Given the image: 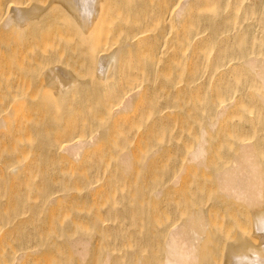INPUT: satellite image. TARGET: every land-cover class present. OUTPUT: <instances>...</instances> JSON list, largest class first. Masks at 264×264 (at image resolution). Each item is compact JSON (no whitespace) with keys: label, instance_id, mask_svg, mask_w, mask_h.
<instances>
[{"label":"bare ground","instance_id":"bare-ground-1","mask_svg":"<svg viewBox=\"0 0 264 264\" xmlns=\"http://www.w3.org/2000/svg\"><path fill=\"white\" fill-rule=\"evenodd\" d=\"M116 2H121V6ZM99 26H101V31L98 30L102 32V35L97 30V28H100ZM95 31L99 34L95 33ZM92 33L95 38L96 35H100V39L97 40L96 38V41L87 43V38L92 37ZM114 38H118V40L121 38V40L120 43L117 41L118 46L110 50L107 40ZM78 39L81 40L78 41ZM99 41H101V44L98 43ZM114 41L110 44H114ZM105 42L108 45H105ZM105 46H108L110 51ZM104 49H107V51H104ZM100 51L101 55H99L101 58L92 59L95 65L93 64L94 66L91 67H96L94 69L95 78L88 81L82 78L84 70L77 71L76 67H67L69 68L67 69L60 64L52 65L47 61L51 57L57 58L62 55L65 56V54L72 57L84 56L92 58L91 56L96 57ZM0 53H2L0 54V73L5 72L4 75H0V78L5 76L7 78L6 81L8 80L7 82L14 80V78L16 79L15 76L17 75L13 72H16V69H24V65L27 68V64L32 71L37 69V73H40V67L38 66V69L37 65L40 63L39 60L41 61L42 67H44L40 73L42 77L39 74H35L45 81L43 85L45 91L43 93L48 92L47 94H49L50 92V98H55L52 107L49 106L50 109H46L49 111V119L51 118L53 121L66 119L68 112L71 113V106L75 105L74 100L76 104L81 101L82 105H79L78 109L76 107L72 112L77 110L85 111L91 106L90 102L99 103L100 101L102 107H99L100 105L97 104L100 109L97 106L96 108L98 111L101 110L102 113L101 118L99 116L100 113H98L97 120L100 119L98 121L99 124L103 123L102 126H94L92 125L93 120H89L88 125L83 124L86 127L82 124V126H78V124L77 129L81 127L80 130H83V132L81 133L78 130L79 134L76 133V130L72 129V132L76 133L73 132L74 136H67L65 130L69 131V128L61 123H59V127H54H58V130L51 129L52 131H50L47 126L49 133L46 132V137L42 136L46 140H42V137H40L41 133H38L39 137L36 136L38 135L36 130L39 128L36 129L34 127L36 129V132H34V129L28 126L29 122L33 120V115L36 116V114L29 113L31 109L28 110L29 108L27 107V114H32V117L28 115L23 116L29 117L32 120L29 122L26 120L27 123L25 125L28 124L26 127H29H25L26 131H30V137H32L31 133L34 132L36 139L40 138L39 140L44 143L41 141L37 142L39 141L38 139L37 141L34 139L32 141V138L30 140L24 134L25 131L23 132L24 135L18 132L23 131L22 128L24 129V127L22 126L20 130V127L17 125L20 119L19 115L26 113V111L23 113L22 110V113H19L20 105L17 102L22 103L25 100L22 103L25 105L27 97L30 100L32 99L31 96L28 93V95L25 94L26 90H20L21 88L18 87L17 80L14 82H16L18 90L16 86L12 85L13 81L7 84L5 80L3 82L0 80L2 82L0 86L3 87L4 83L6 84L4 85L5 87L11 84L8 87H14L13 89L17 90V93L13 90L14 93H11L14 95H12L7 90H4L5 87L3 89L0 87L2 93L7 91V95L6 93L3 94V101L1 100L2 97H0V232L2 230L8 232L11 228L18 227L19 224H26L24 216L31 217L28 215V212L32 215L38 213L40 218L41 214L45 211L46 214L50 212V215L52 210H58L59 215L56 214L60 218V216L64 215V212L61 211L68 212V210L74 209L77 203L80 206L82 203L90 201V199H94V201L97 199L101 200L97 195L102 191L104 194L111 193L115 195L117 187L105 190L101 184V179L105 177L104 174L112 169L113 171H118L116 176L112 178L120 182L121 189H125L124 196L122 194L116 197L117 199L121 198L119 202L122 203L124 197L128 198V193H131L142 183V177H137L135 185L123 184L127 180V176L131 174V171L137 167V163L141 161L142 155H140L138 150L136 151L137 155L139 153L138 157H140V160L137 161L134 155L136 153L133 150L132 144L136 142L139 147L141 145L142 147H146V151L147 149L149 150L147 153L152 156H156L162 150H165L168 156L175 152L180 154L178 157L176 155L178 159L174 160L175 162L170 163L166 159L165 162L154 163V166L152 165V172H147L148 174H146L144 171L143 174L145 175L143 177H146H144L145 181L149 182L151 186L153 184L152 187L148 188L149 198L153 200L160 199L166 188L168 190L169 187L176 188L181 184L182 180H189L184 179L185 175L190 176L192 174L195 178L194 173H201L202 171L203 174L211 171L214 177V184L212 183V186L214 185V189L212 188L214 194L209 189L211 198L216 195L215 197L219 202L231 200L237 206L238 215L240 212L248 216L251 215L253 226L257 229L255 231H257L259 236V242H253V240H249L250 237L247 239V236L244 237V234L242 235V231L237 230L238 236L234 235V237L231 235L236 239L235 241H232L234 240L233 238L231 240L234 245L231 242L233 246L227 244L230 251L225 254V258L230 253L229 258L232 264H264V0H0ZM26 59L28 61H25ZM31 59L32 63L35 64L37 63L36 61L39 63L34 66V64H31ZM87 60L84 59V61ZM26 62H30L31 66L29 63L24 64ZM124 65L125 71L122 72L121 68ZM29 68L24 70L26 72L29 71V74H33L30 73ZM72 69L75 71L73 72ZM43 70L46 73H43ZM120 70L122 73H119ZM24 72L23 74H25ZM29 74H25L28 81L29 77L31 78ZM120 74H123V77L119 76ZM32 78L35 79L36 76H32ZM162 78L167 79V82H164ZM182 79H184L183 85L175 91L170 92L177 85V82L182 81ZM30 80L31 82L34 81ZM37 80L34 83H37V86L40 85L38 87L41 89L42 80H39V78ZM158 80H160L161 86L158 85ZM8 87L5 89L9 90ZM24 91H26L24 94L27 96L24 94L22 96L20 93ZM93 93L95 94L93 95ZM20 95L26 98L19 100L18 96ZM13 96H15L14 99H12ZM81 96L86 98H81ZM4 97L6 100H4ZM7 97L11 98L8 100ZM43 99L45 100L46 98L44 97ZM86 101L90 102L87 103ZM141 104L145 106L143 105L142 107ZM204 110L205 113H203ZM103 114L108 119V123L106 121L100 122L104 118ZM134 117L143 122L149 120L151 128L154 127L152 134H156V139L154 136L148 137L150 135L147 137L153 141L148 138L146 139L145 133L144 135L139 134L138 137L135 136V133L130 134L133 127V129L136 128L138 130L143 125L142 121L137 125L132 124L131 121ZM41 118L44 119V117ZM167 118H170V123H166ZM128 119L131 120L128 121V123H131L129 126L124 123ZM193 123L197 125L191 133L192 136L180 144L178 137L182 134L183 129L189 128ZM53 124L54 122L51 125ZM31 126H34V124H31ZM87 126L89 130H86L88 131L86 135L84 133ZM150 126L147 125L146 129L150 130ZM16 129L18 130L16 133H19L21 136L17 137V134L14 135ZM47 130L45 129V131ZM117 130L120 131L117 132ZM115 131L117 136L114 134ZM58 132L61 135H58ZM149 132L147 130L146 135ZM158 133L160 134L159 136H157ZM142 138L149 141L146 142ZM141 141L146 143L144 144ZM222 142L225 143L223 144ZM3 146L4 148L7 146L14 148L12 153L13 155L16 153V155H10V151L8 150V152L3 151ZM142 150L144 149L141 148L140 152ZM3 152L7 153L4 154ZM113 152L116 154L114 155ZM104 153H108L107 155L113 153L112 159L111 156L108 159L105 158L103 156ZM98 154L99 156H97ZM91 157L95 161L86 169L85 163ZM147 160L150 159L148 158ZM150 164L147 162L143 165L142 169H144V166L145 169L147 166L151 167ZM165 168H169L172 171H169V176L166 175L167 178L165 177L163 181L161 180L162 182H158L156 179L160 172L165 171ZM190 172L191 174L189 175ZM38 176L39 180H36ZM188 178L192 179L191 176ZM159 179L161 178L159 177ZM196 179L197 181L194 180L197 182V185L195 182L196 187L193 185L194 188H191L192 190L189 189V192L188 190L185 193L182 192L184 194L182 196L185 197V194L187 196L191 195L195 199L198 198L193 201L200 202L199 194L202 191V185L199 183V178ZM107 180L111 181V177L108 176ZM212 186L210 183V188ZM82 189H84V192H82ZM176 192L179 193V191ZM175 196L177 197V194ZM30 197L33 199L41 198L40 200L38 199L39 203L35 202L36 205L27 201L28 206H26L28 209H25V204L23 207V203ZM116 198L112 199V201ZM19 201L20 205L18 207H21L15 208L14 206ZM91 201L94 202L93 200ZM142 201L139 196L130 201L133 203H131V206L134 208L131 211H138V215L141 216L145 209L142 207ZM187 201L191 205L190 199ZM29 202L34 206L29 205ZM92 202L90 203L92 204ZM100 202L98 201L97 203ZM116 202L118 204V201ZM97 203L95 201V206H98ZM194 204L197 203L195 202ZM228 205L234 206L230 203ZM9 206H13L11 207L12 209ZM83 206L85 209V205ZM22 207L25 210L20 211ZM15 209V215L11 214V212H9L11 215L7 213V210L15 211ZM126 209L125 205L118 209L115 208L112 215L109 213L110 215L108 216L107 214L108 217L105 214L109 211H105L106 213L102 211L104 216L99 211L102 214L99 215V218L101 216L100 219L102 220H99L101 226L98 224V229L102 230L103 227L104 229H108L107 225L109 224L107 223L110 222V228H112V223H114L113 227L115 226L116 228L124 226L125 220L121 221L120 219H125ZM212 209L209 206L205 209L204 206L198 205L194 210H190V214L188 212V216H185L186 218L183 217L184 219L182 218L183 220L181 221L179 220L181 218L179 215L180 218L177 219L174 216L173 219L175 221L170 222L171 225L167 226L168 230L163 227L165 229L163 231L166 232L163 235L166 236L164 237L166 239L164 242V256H162V258L164 257L163 264H199L201 262L200 259L203 260V258H200V250L202 249L199 244L204 239V235L207 234V230L214 227V225L217 226L221 222L224 223V218L227 220L225 219L224 226L223 223L221 225L225 227L230 222V219L228 221L227 217L229 214L232 215L231 212H226L227 216L224 215L223 220H219L221 222L217 221L213 224V220L211 219V216H214L211 215L213 213ZM5 211L8 217L6 219H4L5 216L3 215ZM126 211L129 212L131 219L134 218L133 215L135 213H131L128 209ZM60 212L63 214L60 215ZM169 215L171 216L170 213ZM241 218H243V215ZM237 219L239 221V218ZM243 219L244 222L248 221L247 219L250 220V218ZM30 220H32V217ZM64 220H56L59 223L53 221L52 226L49 224L50 222H47V225H50L51 228L53 226H61L60 229H62L64 228V223L67 222ZM79 221L77 220V225L79 223V226H76H82V229L86 223H89H85L84 221L85 224L83 223V225L81 224L82 221ZM88 221H91V219ZM241 221L242 219H240L239 223L243 225L244 222L242 223ZM167 222L168 220L165 224ZM248 222L251 223V221ZM37 223L36 226L39 224ZM55 223L57 224L56 226L54 225ZM33 224L35 226V223ZM72 224L74 225V221L69 222L66 225L67 228L70 229V226H73ZM90 225L89 228H92ZM234 225L237 226L236 224ZM246 225L247 230L253 228L248 223ZM77 227L74 225L73 229ZM43 229L44 231L46 230L45 227ZM60 229L58 228L57 230ZM72 231L74 232V230ZM48 232L50 231L48 230ZM249 233L252 232L250 231ZM1 235V240L4 239L5 241V238H2L3 234ZM251 236L253 237V235ZM87 237L89 236H85V238L80 236L73 243L76 256L80 260L85 261L88 254V245L91 241ZM124 237L125 239L122 237L117 240L115 239L116 242L113 240V245H117L119 240L123 239L125 242H132L131 238L133 237L130 234ZM38 243H41V241L37 242V245ZM8 244L11 243L9 242ZM109 245L107 246L109 247ZM212 245H215V243H212ZM27 248H30V246ZM37 248L35 243V250L30 248L25 254H21L22 256L18 259L23 260L26 256L33 255L31 254L32 251L37 252ZM19 249L21 250V248ZM0 251H3V249H0ZM29 251H31L30 255H26ZM14 252L17 253V251ZM9 254L14 255L13 252ZM111 254H108L107 260L103 264L111 263ZM3 255L5 256V254ZM6 255H8V252ZM12 256H10L11 259ZM230 259L226 260L229 261ZM5 260L7 259L5 258ZM14 260L11 261L13 262ZM25 261L22 262L24 263ZM136 261H138V258ZM141 261L140 259L138 264H141ZM129 262L131 261L129 260Z\"/></svg>","mask_w":264,"mask_h":264},{"label":"rangeland","instance_id":"rangeland-1","mask_svg":"<svg viewBox=\"0 0 264 264\" xmlns=\"http://www.w3.org/2000/svg\"><path fill=\"white\" fill-rule=\"evenodd\" d=\"M117 3V2H116ZM119 4H120V6H121V2H118ZM117 3V4H118ZM100 28H97V30L99 29H101V26H99ZM103 27V26H102ZM99 30H98V32H99ZM101 31V30H100ZM95 33H97V31H95ZM99 33H101V35H102V32H99ZM99 33H97V34H99ZM93 33H92V37H90V38H87V43L88 42H90V41H96V38H97V40H99L100 38V35H96V38H95V36H94V38H95V40H94V38H93ZM98 36V37H97ZM77 38H78V36H76ZM76 38V39H77ZM75 39V40H76ZM81 39H82V37H81ZM80 39V40H81ZM89 39H92V40H89ZM115 39V38H114ZM114 39H110V40H107V43H109V45L105 42V45H108L109 47H110V50H111V48H115L116 46H118V43H120V40H121V38H119L120 40H118V38H116L115 39V41H114ZM79 39H78V41H80ZM106 41V40H105ZM113 41L115 42L114 44H110L111 42L113 43ZM117 41H118V43H117ZM99 44H101V41H99L98 42ZM102 45H103V47H104V44H103V42H102ZM114 45V46H113ZM108 46H105V48H108V50H109V47ZM112 46V47H111ZM109 50V51H110ZM104 51H107V49H104ZM103 52V51H102ZM0 54H2V53H0ZM101 51H100V53H98L97 55H96V57H93V56H91L92 58H90V57H84V56H71V55H67V54H65V56L64 55H62L61 57H57V58H53V57H51L49 60H47L48 61V63H50V64H54V65H56V64H60V65H62L63 67H65V68H67V67H69V68H77L76 70L78 71V70H84L83 71V76H82V78H84L86 81H88L89 79L91 80H93L94 78H95V75H94V69L96 68H93V67H91V66H94L95 64V62H93L94 60H96V58L97 59H99V57L101 58ZM64 56V57H63ZM0 57H1V55H0ZM65 58V59H64ZM94 58V60L92 61V59ZM67 59V60H66ZM81 59V60H80ZM84 59L85 60H87V59H89V60H87L88 61V63H87V61H84ZM83 60V61H82ZM25 61H28L27 59L25 60ZM24 61V62H25ZM61 61V62H60ZM37 63H39L38 65H37V67L39 66L40 67V70L42 71V68H44V67H42L43 66V64L41 63V61L39 60V62L38 61H36ZM60 62V63H59ZM84 62V63H83ZM91 62H93L92 63V65H90L91 64ZM27 63H29L30 64V62H26V63H24V64H27ZM37 63H32V59H31V64H34V66H36V64ZM73 63V65H71ZM23 64V65H24ZM31 64H30V66H31ZM68 64V65H67ZM85 64V65H84ZM94 64V65H93ZM41 65V66H40ZM27 66V68H29V65L27 64L26 65ZM84 66V67H83ZM24 67V69L26 70L27 68L25 67V65L23 66ZM37 67H34V68H37ZM39 67H38V69H39ZM80 67H81V69H80ZM87 67V68H86ZM69 68H67V69H69ZM79 68V69H78ZM84 68V69H83ZM85 68H86V71H85ZM123 68V69H122ZM122 68H121V70H122V72L123 71H125V65H124V67L122 66ZM24 69H21V70H18V69H16L15 71L16 72H13V73H16V75L17 76H15L16 77V79L14 78V80H10V81H16L17 82V85H18V87L19 88H21L20 90H26V91H24V92H20L21 94H22V96H24L25 94H29V96H31V98L32 99H28V97H27V103H25V105L24 104H22V103H24L25 102V100H24V102H19L18 100V102L17 103H19V113L21 112L22 113V111H23V113H25V111H26V113L25 114H21L22 115V118H21V115H19V120H18V126L20 127V130H21V128H22V126L24 127V129L22 128V130L23 131H18L17 129L15 130V132H14V135H16L17 137H19V136H21V135H27L28 136V138L30 139V138H32V141H34V140H36L37 141V139L39 140L40 138H37L36 139V136H40V137H42V136H45L46 137V132L47 133H49L48 132V130L50 129V131H52L51 129H53V130H56L58 127H59V123H61L62 125H64V126H67L68 128H69V131L67 130H65V133L67 134V136H74V133L72 132V129H74V130H76L77 132L76 133H79V131H81L80 130V128L79 129H77L78 128V126H82L83 124L85 125H88L89 123V120H93L92 121V125H99V126H102V124L103 123H101V124H99V120H97L98 119V113H100L99 114V116H100V118H101V113H102V111L100 112V111H98V109H100L99 107H102L101 105H100V101H99V103H97V102H90V101H88V102H90V104H91V106L89 107V109H87V110H85L86 111V113H85V111H80V110H77V111H80V112H77V111H73L72 112V110H74V109H76V107H77V109H78V107H79V105L81 106L82 105V102L80 101L79 103H77L76 104V101L74 100V103H75V105H73V107L71 106V113H69L68 112V115H67V118L66 119H62L61 121L60 120H57V121H53V119H49V117H48V112L49 111H47L46 109H50V107H52V103L54 102V97H51L50 98V96H51V94H50V92H49V94H47L48 92H44L43 93V91H45L44 90V80H42V79H40V77H38L37 75L39 74V76H41L42 77V75H40V73H41V71H39L40 73H37V69L35 70V71H32V69L31 68H29L30 69V73H33V74H29V71H25ZM28 69V70H29ZM93 69V70H92ZM71 70V69H70ZM73 70V69H72ZM121 70H120V72L119 73H122L121 72ZM25 71V72H24ZM75 70H73V72H74ZM90 71V72H89ZM91 71H93V72H91ZM23 72L26 74L27 73V75L29 74V75H31V78L29 77V81H28V78H26V76L27 75H25V74H23ZM82 72V71H81ZM37 75H36V74ZM43 73H46V72H44V70H43ZM96 73V72H95ZM125 73V72H124ZM123 73V74H124ZM1 74H5V72H1L0 73V75ZM35 74V75H34ZM75 74H76V72H75ZM77 74H78V72H77ZM80 74V73H79ZM82 74V73H81ZM85 74V75H84ZM90 74H91V76H90ZM123 74H120L119 76H122L123 77ZM2 75V76H3ZM25 75V76H24ZM125 75V74H124ZM32 76H36V78L38 77L39 78V80H42V85H41V89L38 87V86H40V85H36L34 82H35V80H36V82L38 81L36 78L34 79V78H32ZM44 76H45V74H44ZM43 76V77H44ZM77 76V75H76ZM92 76H93V78H92ZM3 77H4V79H3ZM2 78H0V80L3 82L4 80H5V83L8 81H6V77L5 76H3ZM78 77V76H77ZM81 77V76H80ZM125 77V76H124ZM27 79V81H26V79ZM45 78V77H44ZM43 78V79H44ZM3 79V80H2ZM12 79V78H11ZM30 79H32V80H34L33 82H31V80ZM80 79V78H79ZM83 79V81H85ZM164 79V82H167V79H165V78H162V80ZM175 79V78H174ZM161 80V79H160ZM160 80H158L159 82H158V85H162L161 83H160ZM176 80V79H175ZM7 82V84L8 83H11V82ZM82 81V80H81ZM2 82H0L1 84H2ZM12 82V83H13ZM16 82H14L15 83V85H14V83L12 84L14 87L16 86ZM24 82H25V84H24ZM173 82V81H172ZM3 84V87H5L4 85H6V84ZM41 83V82H40ZM183 83H184V79H182V81H180V82H177V85L175 86V87H173L171 90H170V92L171 91H175L178 87H180V86H182L183 85ZM0 84V85H1ZM9 85H11V84H9ZM9 85H7L6 87H8ZM157 86V85H156ZM0 87H2V86H0ZM3 87H2V89H3ZM5 87V88H6ZM14 87H8L9 88V90L8 89H5L4 88V90H7L8 91V93H14L13 92V88ZM17 87V86H16ZM18 87H17V90H18ZM12 88V89H11ZM1 89V88H0ZM12 91H11V90ZM16 89V88H15ZM16 90V91H17ZM41 90V91H40ZM3 91V90H2ZM7 91H4V93H6V95H7ZM10 91V92H9ZM15 91V90H14ZM15 91V92H16ZM26 92V93H25ZM2 92L0 91V94H1ZM4 93H2V95L0 96V97H2L1 98V100L3 99V94ZM11 93V94H12ZM17 93V92H16ZM19 93V92H18ZM25 93V94H24ZM96 93V92H95ZM95 93H93V95L95 94ZM11 94H9V96H11ZM24 94V95H23ZM27 94V95H28ZM84 94V93H83ZM82 94V95H83ZM12 95H14V94H12ZM27 95H25V96H27ZM43 95H44V97L46 98L45 100L43 99L44 97H43ZM46 95V96H45ZM79 95H81V94H79ZM21 96V95H20ZM20 96H18L19 97V100H22V96L20 97ZM85 96V95H84ZM12 97V96H11ZM11 97H9V98H11ZM14 97L15 96H13V98L12 99H14ZM49 97V99L51 100H49V99H47ZM88 97V96H87ZM9 98L7 97V99L9 100ZM26 97H24L23 99H25ZM30 98V97H29ZM79 98V97H78ZM81 98H86V97H83V96H81ZM12 99H11V101H12ZM16 99H18V98H16ZM53 99V100H52ZM0 100V101H1ZM4 100H6V98L4 97ZM31 100H33V102H31ZM162 100V99H161ZM3 101V100H2ZM14 101H16V100H14ZM50 101V102H49ZM145 101V100H144ZM146 101H148L147 99H146ZM160 101V100H159ZM5 102V101H4ZM10 102V101H9ZM49 102V103H48ZM78 102V101H77ZM87 102V101H86ZM87 102V103H88ZM6 103V102H5ZM16 103V104H17ZM38 103H39V105H38ZM46 103H48L47 105H46ZM51 103V104H50ZM81 103V104H80ZM12 104H15V103H12ZM28 104V106H26ZM29 104H30V106H29ZM97 104H99L100 106L98 107L97 106ZM23 105V106H22ZM33 105V106H32ZM37 105H38V107H37ZM46 105V106H45ZM78 105V106H77ZM142 105V107H143V105L144 104H141ZM26 106V107H25ZM50 106V107H49ZM96 106H97V108H96ZM140 106V105H139ZM145 106V105H144ZM29 109H28V108ZM48 107V108H47ZM75 107V108H74ZM26 108V109H25ZM32 108H34L33 110L35 111V113H34V111L32 110ZM39 108H41V109H39ZM139 108V107H138ZM27 109L28 110H30V112L29 113H32V114H36V116L35 115H33V120L31 119V118H29V117H24V116H30V117H32V114L30 115V114H27L28 112H27ZM22 110V111H21ZM40 110V111H39ZM32 111V112H31ZM41 111H43V113H41ZM75 112H77L76 114H73V113H75ZM96 112V113H95ZM87 113H88V115H87ZM95 113V114H94ZM203 113H205V110H204V112ZM43 114V115H42ZM71 114H73V115H71ZM24 115V116H23ZM42 115V116H41ZM45 115V116H44ZM204 115V114H203ZM35 116V117H34ZM103 117V119H104V121H103V119H101V121L100 122H105L106 121V123H108V119L106 118V116H104V114L102 115ZM41 117H44V119L43 118H41ZM24 118H26V119H24ZM36 118H38V119H36ZM25 121H24V120ZM48 119H49V121L51 122L52 121V123L54 122V124L53 125H51L52 123H50L49 121H48ZM21 120V121H20ZM26 120L29 122L30 120H32V122H34V123H32V122H29V125L28 126H30L32 129H34V132H36L37 134L38 133H41L40 135L38 134V135H36L35 136V133L34 132H32L31 133V136L32 137H30V134H29V132L30 131H26V128H29V127H26L27 125H25L27 122H26ZM130 119H128L127 121H124V123L126 124V125H131V123L129 122L128 123V121H129ZM22 121H23V123H22ZM131 121V120H130ZM140 121H142V120H140V119H135V117L133 118V120L131 121L132 122V124H138ZM63 122V123H62ZM171 122V120H170V118H167V120H166V123H170ZM35 123H36V125H35ZM38 123V124H37ZM43 123H45V124H43ZM49 123V124H48ZM58 124V125H56V124ZM91 123V122H90ZM24 124V125H23ZM31 124L33 125L34 124V126H31ZM79 124V125H78ZM82 124V125H81ZM105 124V123H104ZM142 127H141V129H133L132 128V131H130V134H133V133H135V136H137L138 137V135L140 134V135H144V133H145V138L147 139L148 137H153L154 136V138L156 139V134L154 133V134H152L153 133V131H154V127L153 128H151V122H149V120H145V122H143L142 121ZM150 124V125H149ZM38 125V126H37ZM51 125V126H50ZM78 125V126H77ZM83 125V126H84ZM150 126V130L149 129H146V126ZM196 125L197 124H192L191 126H189V128H186L185 130L183 129V132H182V134H180V137H178L180 140H178V138H177V140L180 142V144L184 141L185 142V140H187V139H190V136H192V131L196 128ZM17 126V127H18ZM47 126H48V130H47ZM56 126H58L57 128H54V127H56ZM74 126H76L75 128H73ZM89 126H91V125H89ZM103 126H105V125H103ZM106 126H107V124H106ZM26 127V128H25ZM37 129V128H39L38 130H36L35 128ZM61 127V126H60ZM84 127H86V126H84ZM84 127H82L83 129H84ZM144 127H145V129H146V131L148 130V131H150L149 133H147V135H146V131H144L145 129H144ZM89 127L87 126V128L85 129V131L86 130H89L88 129ZM147 128H149V127H147ZM32 129H30V130H32ZM45 129L47 130V131H45ZM59 129V128H58ZM57 129V130H58ZM118 129V128H117ZM144 129V130H143ZM153 129V130H152ZM28 130V129H27ZM36 130V131H35ZM79 130V131H78ZM116 130V129H115ZM135 130H137L138 131V133H136L137 131H135ZM20 132V134L19 133H16V132ZM25 131V133L23 134V132ZM33 131V130H32ZM40 131H42V132H40ZM45 131V132H44ZM118 131H120V130H117V132ZM68 132V133H67ZM83 132V130L81 131V133ZM87 132L88 131H86L84 134H86L87 135ZM55 133V132H54ZM59 133V132H58ZM61 133H62V131H61ZM69 133H71V135H69ZM75 133V134H76ZM120 133V132H119ZM119 133H118V135H119ZM65 134V135H66ZM80 134V133H79ZM115 135H116V131H115V133H114ZM57 135V134H56ZM58 135H61L60 133L58 134ZM148 135H150V136H148ZM160 134L158 133L157 134V136H159ZM117 136V135H116ZM148 136V137H147ZM35 137V138H34ZM45 137H42V140H46L45 139ZM63 137H65V136H63ZM144 137V136H143ZM189 137V138H188ZM44 138V139H43ZM118 138H120V137H118ZM145 138H142V140H144V141H149V140H151V141H153L151 138L149 139V140H145ZM153 138V139H154ZM34 139V140H33ZM154 139V140H155ZM31 140V139H30ZM41 140H39V141H37V142H40ZM177 141V142H178ZM41 142H43V141H41ZM141 142H143V141H141ZM145 142V143H146ZM178 142V143H179ZM226 142V141H225ZM225 142H222L223 144L225 143ZM44 143V142H43ZM135 143V144H134ZM132 145H133V150H135V153L136 154H134L135 156H136V159H137V161H139L140 159V157H138L139 156V153H140V155H142L141 156V161H139L137 164L138 165H136L137 167L134 169V170H132L131 171V174L129 175V176H127V180L123 183L124 185H125V183L126 184H130V185H135L136 184V182H135V179H138L139 177L141 178V180H142V183H140L139 184V186L138 187H136L133 191H131V193H128L129 194V196H127L128 198H126V197H124V200L122 201V203H120L119 201H120V199H117L116 197H119L120 195H122L123 194V196L125 195V189H121L120 188V182L117 180V179H113L112 177L113 176H116V174L118 173V171L117 170H114L113 171V169L112 170H108L105 174H104V178L103 179H101V184L103 185L102 186V188L103 189H108V188H111V187H117V190H116V194L115 195H112L111 193L110 194H104L103 193V191L102 192H100V193H98L99 195H97V197L98 198H101V200L100 199H97L100 203H97L98 201L97 200H95L96 201V203L98 204V206H95L96 204H95V201H94V199H90V201L88 200L87 202H85V203H82L83 205H85V209H84V206L81 204L80 206H79V203H75L76 204V206H75V208L74 209H71V210H68V212L66 211H61V212H64V215H62L63 216V218H62V216H60V218L58 217V215H59V213H58V210L56 211V210H50L51 211V216L49 215V213L50 212H47V214L44 212V213H40L42 216L39 218V214L37 213V214H34V212H33V214L34 215H32V214H29V212H28V215H30L31 217H32V220H30L31 219V217H28L27 216V214L25 213V215L27 216V217H25L24 216V219H26V220H24L25 222H26V224H24V225H22V224H19L18 225V227L17 226H15V227H13V228H11L10 230H8V232L7 231H5V230H2V232H0V237L2 236L1 234H3V237L2 238H5V241H4V239H2L1 240V238H0V243H1V245H0V249L2 250L3 249V251H0L1 253H0V259L2 258V256H4L3 254H5V256H7V257H3L1 260H0V264H11V263H13V264H103L107 259H106V257H108V254H110V253H112L110 256H111V258H110V262L111 263H109V264H138V261L141 259L142 261H141V264H163V261H164V257L162 258V256H164V249H165V239L166 238H164V237H166V236H163L164 235V233H166V232H164L165 231V229H167V226H169V224H170V222H174L175 220L173 219V217L174 218H180L179 220L181 221V220H183L184 218H186L185 216H188V212L191 210H194L195 209V207H198V205H200V206H204L205 207V209H207L208 208V206L211 208H213L212 210H213V213H211V215H214V216H211L212 218V222H213V224H214V222H217V221H219L220 219H221V221L223 220V218H224V215L225 216H227L226 214L228 213V212H231L232 213V215H230L229 214V216L227 217L228 218V221H229V219H230V222H228L229 223V226H228V223L226 224L227 225V229H229V230H225V227H226V225H225V227H223L224 226V224H225V219L226 218H224V223L223 222H221V221H219V222H221L220 224H218L217 226L216 225H214V227H212V228H210L209 230L211 231V233H210V231L209 230H207V234H205L204 235V239H205V241H204V239L203 240H201V242H200V244H199V246H201L200 248L203 250V252H202V250H200V258H203V260H201L200 259V261L201 262H199V264L201 263V264H229V261H230V264H232L231 263V259L229 258V254L226 256V258H225V254H227L228 253V251H230L229 250V248H228V245L227 244H233L234 245V243L232 242V241H235L236 239H234V235H237V230H239V231H242V235L244 236V237H246L247 239L249 238V240L251 239V240H253V242H259V236H258V234H257V231H255V230H257V229H255V227L253 226V222H252V218H251V215L250 216H248L247 214H245V213H241L240 212V214L238 215V209H237V206L236 205H234L235 203L233 202V201H231V200H228V201H218L217 200V198L215 197L216 195H214V197H212L211 198V190H212V188L214 189V185L212 186V183H213V180H214V177H213V174H212V172L211 171H208V172H205V173H203L202 174V171H201V173H194L195 174V178L193 177V175L191 174V172L189 173V175L192 177V179L191 178H188V177H190V176H188V175H185L184 176V179H189V180H182V182H181V184L178 186L179 187V189H178V187H176V188H170L169 187V190H168V188H166V190H165V192H164V194L161 196V198L160 199H158V200H153L152 198H149V190H148V188H150V183L149 182H147V181H145V178L143 177V175H145V174H143L144 173V171L146 172V174H148L147 172H152V165L154 164V163H157V164H159L160 162L162 163L163 161L165 162L166 161V159H168L167 160V162H173L174 160L176 161L178 158V156H180V154H177V152H175V153H173V154H171V155H173V156H168V153H166V151L165 150H162V151H160L159 153H157L156 154V156H152L151 154H149V153H147V151H149L148 149H147V151H146V147H142V145L139 147L138 145H137V143L136 142H134ZM144 143V142H143ZM144 143V144H145ZM149 143V142H148ZM144 144H143V146H144ZM222 146V145H221ZM225 146H226V144H225ZM38 147H39V145H38ZM10 150H9V149ZM36 148H37V146H36ZM134 148H136V149H134ZM144 149V150H142L141 152H140V149ZM13 149L14 148H12L11 146H7V147H5L4 148V146H3V151H10V155H13V153H12V151H13ZM136 150H138L139 151V153H138V155H137V151ZM7 151V152H8ZM7 152H3L4 154H6ZM116 152V151H115ZM115 152H113L114 153V155L116 154ZM113 153H109V155H107V154H103V156L105 157V158H109V156H111V159H112V156H113ZM212 153H214V152H212ZM167 154V155H166ZM14 155H16V153L14 154ZM13 155V156H14ZM176 155H177V157H176ZM97 156H99V154L97 155ZM106 156H108V157H106ZM166 157V158H165ZM168 157V158H167ZM170 157V158H169ZM174 157V158H173ZM150 159V160H147L146 161V159ZM88 161H89V164H88ZM88 161H86V163H85V167H86V169H87V167L91 164V163H93L94 161H95V159L93 158V157H91ZM156 161V162H155ZM174 161V162H175ZM111 162H113V161H111ZM147 162H149V163H151L150 165H151V167H148L147 166V168L145 169V166H144V169H142V167H143V165L144 164H146ZM110 166H113V165H110ZM154 166V165H153ZM157 167V166H156ZM142 169V170H141ZM168 169V170H167ZM165 168V171L163 170L162 172H160V174H159V176H158V178L156 179V180H158V182H162L164 179H165V177L167 178V176H169L168 174L170 173L169 171L171 170V169H169V168ZM140 170V171H139ZM88 172H90L89 170H87ZM172 171V170H171ZM142 174H140V173ZM206 173H207V175H206ZM139 174H140V176H139ZM202 174V175H201ZM167 175V176H166ZM197 175H199V176H197ZM108 176H110L111 177V181H108L107 180V177ZM164 176V177H163ZM203 176V177H202ZM208 176V177H207ZM138 177V178H137ZM159 177L161 178V179H159ZM196 178H199L198 180H200V182L199 183H201V193L199 194V197H200V199L202 198V200H200L199 199V201L200 202H197V201H193V200H197V199H195L193 196H191V195H189V196H191V197H189V196H187V194H185L186 196L185 197H183L184 196V194L183 193H185V191H187L188 190V192L190 191L189 189H193L194 187H193V185L196 187V185H197V179ZM144 179V180H143ZM36 180H39V176H38V178L36 179ZM117 180V181H116ZM160 180V181H159ZM162 180V181H161ZM194 180H196V181H194ZM123 181V180H122ZM194 182V183H193ZM195 182H196V185H195ZM147 183V184H146ZM149 183V184H148ZM154 183H156V182H154ZM210 183H211V188H210ZM55 184V183H54ZM81 184V183H80ZM214 184V183H213ZM152 186H153V184H152ZM151 186V187H152ZM198 186H199V184H198ZM79 187H80V185H79ZM178 189V190H177ZM191 189V190H192ZM200 189V188H199ZM209 189H210V191H209ZM79 190V189H78ZM172 192H171V191ZM176 191H179V193H181V194H179L178 192H176ZM79 192V191H78ZM82 192H84V189H82ZM183 192V193H182ZM208 192H210V193H208ZM212 193H213V190H212ZM177 194V197L175 196ZM189 194V193H188ZM214 194V193H213ZM8 195V194H7ZM33 195H37V194H33ZM149 195V196H148ZM183 195V196H182ZM138 196L143 200L142 201V207L143 208H145L144 210H143V214H142V216L141 215H138V211H131L132 209H134L133 208V206H131L133 203L132 202H130L131 200L133 201L135 198H138ZM168 196V197H167ZM198 196V195H197ZM213 196V195H212ZM181 197V198H180ZM187 197V198H186ZM189 197V198H188ZM192 197H193V199H192ZM207 198V199H203V198ZM40 198L41 197H38L37 199H33L32 197H30L28 200H26L25 201V203H23V207H24V204H25V209H28L27 208V204H28V202L27 201H30L31 203H33L34 205H36V203H39V200H40ZM114 198H116L115 200H113L112 201V199H114ZM134 198V199H133ZM165 198V199H164ZM183 198V199H182ZM186 200H185V199ZM211 198V199H210ZM26 199V198H25ZM32 199V200H31ZM39 199V200H38ZM152 199V200H151ZM177 199V200H176ZM188 199H190V201H191V205H190V202L189 201H187ZM192 199V200H191ZM16 200V199H15ZM91 200H93L94 202H92ZM104 202H103V201ZM182 200V201H181ZM116 201H118V204H117V202ZM13 202V201H12ZM11 202V203H12ZM27 202V203H26ZM29 202V205H31V206H34L33 204H31ZM36 202V203H35ZM90 202H92V204L90 203ZM116 202V203H115ZM130 202V203H129ZM197 203V204H194V203ZM222 202H225V203H222ZM13 203H15V202H13ZM113 203V204H112ZM132 203V204H131ZM230 203V204H233L234 206L232 207V205L230 206V205H228V204ZM16 204H17V202H16ZM22 204V203H21ZM87 204V205H86ZM91 204V206H89ZM180 204V205H179ZM189 204V205H188ZM18 205H20V201H19V203L16 205V206H14L15 208H20V207H18ZM27 205V206H26ZM123 205H125V209H126V207H127V209L131 212V213H135V215H133L134 216V218H130L129 217V212H127L126 210H125V219H120L121 221H123V220H125V225L124 226H122V227H119V228H116L115 226L113 227V225H114V223H112L113 225H112V228H110L111 226H110V223H107V224H109V225H107V227H109L108 229H111V230H108L107 228H105L104 229V227H103V229L101 230V229H98V227H99V225L98 224H100V221L99 220H102V219H100L101 218V216H100V218H99V215L102 213V211H109V212H105L106 214V217H108L110 214L112 215L113 214V209H118L119 207H121V206H123ZM178 205H179V207H178ZM78 206V207H77ZM83 206V207H82ZM86 206H88V207H90V208H87ZM94 206V207H93ZM145 206V207H144ZM11 207H13V206H11ZM10 206H9V208L10 209H12ZM22 207V208H23ZM30 207V206H29ZM177 207V208H176ZM216 207V208H215ZM20 209V211H23V210H25L24 208L23 209ZM32 208V207H31ZM80 208H81V210H80ZM83 208V209H82ZM97 208H98V210H97ZM9 209V210H10ZM179 209V210H178ZM14 210V209H13ZM211 210V209H210ZM219 210V211H218ZM17 211L19 212V210L17 209ZM55 211V213L53 214V212ZM97 211H98V213H97ZM101 213H100V212ZM190 211V212H191ZM9 212H11V214H13V215H15L16 213V209H15V211H8L7 210V213H9ZM60 212V215L61 214H63V213H61ZM190 212H189V214H190ZM212 212V211H211ZM227 212V213H226ZM7 213H6V211H5V213H3V215L5 216L4 217V219H6V218H8L7 217ZM58 215H57V214ZM98 215H97V214ZM110 213V214H109ZM169 213L171 214V216L169 215ZM175 213V214H174ZM215 213V214H214ZM226 213V214H225ZM235 213V214H234ZM10 214V213H9ZM8 214V215H9ZM10 214V215H11ZM56 214V215H55ZM103 214V216H104V213H102ZM101 214V215H102ZM107 214H108V216H107ZM37 217H36V216ZM137 215V216H136ZM167 215V216H166ZM180 217H179V216ZM242 215H243V218H245V219H247V218H250V220L249 219H247L248 221H251V223L250 222H248V221H246L249 225H251V227H253L252 229H253V231H252V229L250 228V229H248L247 230V223L246 222H244V219L243 218H241L242 217ZM246 215V216H245ZM34 216V217H33ZM45 218H44V217ZM51 217V218H49V217ZM97 216H98V218H97ZM102 216V217H103ZM132 216V217H133ZM171 217V219H170V217ZM235 216H238V217H236L235 218ZM248 216V217H247ZM10 217V216H9ZM12 217V216H11ZM36 217V218H35ZM141 217V218H140ZM167 217V218H166ZM184 217V218H183ZM247 217V218H246ZM29 218V219H28ZM33 218H35V219H33ZM42 218V219H41ZM60 220V219H65L64 221H67V222H65L64 223V228H62V229H60L61 228V226H57V227H52L53 228V230H51L52 228L50 227V225L52 224V223H54L53 221H56V220H58V219ZM183 218V219H182ZM237 218H239V221H240V219H242V223H243V225H241L240 223H239V221H237L238 219ZM39 219H40V221H39ZM45 219V220H44ZM49 219V221H47ZM51 219H52V221H51ZM68 219V220H67ZM91 219V221H88V220H90ZM1 220H3V219H1ZM28 220V221H27ZM39 222H38V221ZM42 220V221H41ZM77 220H78V222H80L79 220H81L82 222H81V224H83L84 223V221H85V223L86 222H89V223H84L85 224V226H83V229H82V226H80V227H77V226H79V223H78V225H77ZM155 220H157V221H155ZM168 220V222H167V224H165V222ZM173 220V221H172ZM179 220H178V222H179ZM227 220V219H226ZM237 222H236V221ZM34 221H36V222H34ZM74 221V225H75V227H77V228H74L73 229V226L71 227L70 226V229H68L67 228V226L66 225H68V223L69 222H73ZM75 221H76V223H75ZM28 222V223H27ZM40 224H38V223ZM42 223V225H41V223ZM44 222V223H43ZM47 222H50L49 224V226L47 225L48 223ZM57 222V221H56ZM61 222H62V220H61ZM98 222V223H97ZM232 222V223H231ZM235 222V223H234ZM31 223V224H30ZM32 223H35V226H36V223L38 224V226H36V228H35V226H34V224L32 225ZM57 223H59V222H57ZM90 223H91V225H90ZM223 223V226L221 225ZM246 223V224H245ZM80 224V225H81ZM83 224V225H84ZM87 224H89L92 228H89V225H87ZM93 224V225H92ZM106 224V223H105ZM160 224V225H159ZM164 224H165V226H164ZM216 224V223H215ZM233 224V225H232ZM234 224H236L237 226H235ZM239 224H240V226H239ZM244 224H245V226H244ZM28 225H31V226H28ZM46 225V226H45ZM55 226L57 225L56 223L54 224ZM63 225V224H62ZM70 225H71V223H70ZM77 225V226H76ZM144 225V226H143ZM171 225V224H170ZM232 225V226H231ZM32 226H34V227H32ZM48 226V227H47ZM52 226V225H51ZM66 226V227H65ZM94 226V227H93ZM96 226V227H95ZM100 226H101V224H100ZM103 226V225H102ZM148 226V227H147ZM234 226V227H233ZM242 226V227H241ZM244 226V227H243ZM33 229H32V228ZM45 227V229L46 228H49V229H46L45 231H44V228ZM63 227V226H62ZM85 227V228H84ZM118 227V226H117ZM165 229H164V228ZM236 227V228H235ZM246 227V228H245ZM41 228V229H40ZM56 228V229H55ZM60 229V230H57V229ZM79 228V229H78ZM90 229V231H89V229ZM95 228V229H94ZM97 228V229H96ZM102 228V227H101ZM246 230H245V229ZM248 228H249V226H248ZM5 229V228H4ZM9 229V228H8ZM26 229V230H25ZM64 229V230H63ZM67 229V230H66ZM107 229V230H106ZM163 229H164V231H163ZM224 229V230H223ZM234 229V230H233ZM241 229V230H240ZM25 230V231H24ZM28 230V231H27ZM48 230L50 231V232H48ZM72 230H74V232L72 231ZM83 230V231H82ZM86 230V231H85ZM168 230V229H167ZM166 230V231H167ZM47 231V232H46ZM70 231V232H69ZM76 231V232H75ZM79 231V232H78ZM224 231V232H223ZM235 232V234H234V232ZM245 231V232H244ZM252 232V233H249V232ZM5 232H7L6 234H5ZM89 234H88V233ZM208 233H210V234H208ZM233 233V234H232ZM246 233V234H245ZM247 233H248V235H247ZM131 235L133 238H131V240H132V242L130 241V242H125L124 241V239H125V235ZM4 235H6V236H4ZM77 235H78V237L80 238V236L82 237V238H85V236H89V237H87V239L89 240V239H91V241L89 242V245H88V254H87V258H86V261L85 260H80L79 259V257L78 256H76V253H75V247H74V245H73V243H74V240H77L78 239V237H77ZM166 235V234H165ZM234 236V237H232V236ZM250 235V236H249ZM251 235H253V237L251 236ZM238 236V235H237ZM236 236V237H237ZM7 237V238H6ZM10 237V238H9ZM91 237V238H90ZM124 238L123 240H119V243H117V245L115 244V245H113V243H114V241L113 240H117V239H120V238ZM43 238V239H42ZM46 238V239H45ZM114 238V239H113ZM232 238L234 239V240H232ZM252 238H254V239H252ZM256 238V239H255ZM11 239V240H10ZM44 239H45V243H44ZM73 239V240H72ZM228 239V240H227ZM229 239H230V241H229ZM47 240V241H46ZM111 240V241H110ZM116 240H115V242H116ZM133 240H135V241H133ZM140 240V241H139ZM227 240V241H226ZM232 240V241H231ZM250 240V241H251ZM255 240V241H254ZM12 241V242H11ZM41 241V243H38V245H37V242H40ZM42 241H43V243H42ZM222 241V242H221ZM229 241V242H228ZM11 243V244H8V243ZM34 242V243H33ZM46 242H48V243H46ZM92 242V243H91ZM109 242V243H108ZM112 242V243H111ZM208 244H207V243ZM216 242H217V245H216ZM231 242V243H230ZM6 243V244H5ZM35 243H36V248H37V246H38V248L36 249V250H38L36 253L35 252H33L32 251V253L31 254H33V255H30V252L31 251H29V253L28 254H26V255H30V256H26L25 257V259H23V260H19L18 258H20V256H22L23 255V253L25 254V252H27L28 250H30V248H32L33 250H35L34 249V246H35ZM207 245H209V246H207ZM212 243L214 244L215 243V245H212ZM5 246H3V245ZM8 244V245H7ZM32 244H34V245H32ZM39 244H41L40 246H39ZM42 244H44V245H42ZM72 244V245H71ZM108 244H110L109 245V247L107 246ZM231 244V245H232ZM26 245H27V247H29L30 246V248H27L26 247ZM112 245V246H111ZM206 245V246H205ZM232 245V246H233ZM31 246H33V247H31ZM113 246H115V247H113ZM131 246V247H130ZM213 246V247H212ZM3 247V248H2ZM111 247V248H110ZM206 247V248H205ZM229 247H231V246H229ZM19 248H21V250L19 249ZM26 248V249H25ZM70 248V249H69ZM105 248V249H104ZM111 250H109V249ZM199 248V249H200ZM209 248V249H208ZM20 251H18V250ZM161 249V250H160ZM231 249V248H230ZM12 250H14V251H17V253H15L14 251H12ZM109 250V251H108ZM11 251V252H10ZM161 251V252H160ZM7 252H8V255H6L7 254ZM13 252V254L15 255V260H14V255L12 256V254L10 255L9 253H12ZM22 252V253H21ZM109 252V253H108ZM133 252V253H132ZM44 253V254H43ZM203 253V254H202ZM22 254V255H21ZM41 254V255H40ZM133 254V255H132ZM2 255V256H1ZM12 256V259H11V257L10 256ZM16 255H18V256H16ZM39 255H40V257H39ZM107 255V256H106ZM31 256H33V257H31ZM38 256V257H37ZM203 256V257H202ZM125 257H126V261H125ZM228 257V258H227ZM5 258L7 259V260H5ZM138 258V261H136V259ZM143 258V259H142ZM3 259H4V261H3ZM28 259V260H27ZM31 259V260H30ZM132 259V260H131ZM163 259V260H162ZM228 259H230L229 261H227ZM11 260H14L13 262L11 261ZM26 260V261H25ZM129 260L131 261V262H129ZM147 260V261H146ZM17 261V262H16ZM21 261V262H20ZM22 261H25L24 263L22 262ZM129 262V263H128ZM136 262V263H135ZM233 262V261H232Z\"/></svg>","mask_w":264,"mask_h":264}]
</instances>
